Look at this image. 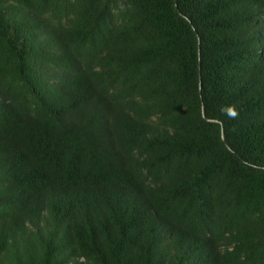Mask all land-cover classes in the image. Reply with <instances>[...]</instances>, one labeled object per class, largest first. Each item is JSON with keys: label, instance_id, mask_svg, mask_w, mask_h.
<instances>
[{"label": "trees", "instance_id": "obj_1", "mask_svg": "<svg viewBox=\"0 0 264 264\" xmlns=\"http://www.w3.org/2000/svg\"><path fill=\"white\" fill-rule=\"evenodd\" d=\"M0 264H264V0H0Z\"/></svg>", "mask_w": 264, "mask_h": 264}, {"label": "clouds", "instance_id": "obj_2", "mask_svg": "<svg viewBox=\"0 0 264 264\" xmlns=\"http://www.w3.org/2000/svg\"><path fill=\"white\" fill-rule=\"evenodd\" d=\"M219 111L231 120L238 119L239 117V111L235 104H222L219 106Z\"/></svg>", "mask_w": 264, "mask_h": 264}, {"label": "water", "instance_id": "obj_3", "mask_svg": "<svg viewBox=\"0 0 264 264\" xmlns=\"http://www.w3.org/2000/svg\"><path fill=\"white\" fill-rule=\"evenodd\" d=\"M200 86V82H198V87ZM201 115L203 116V109L201 108ZM220 137L222 138V127L220 126Z\"/></svg>", "mask_w": 264, "mask_h": 264}]
</instances>
